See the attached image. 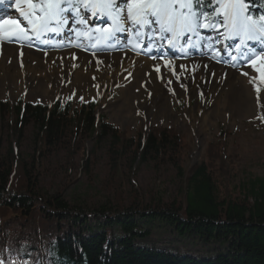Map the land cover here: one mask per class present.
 Here are the masks:
<instances>
[{
	"label": "trees",
	"instance_id": "16d2710c",
	"mask_svg": "<svg viewBox=\"0 0 264 264\" xmlns=\"http://www.w3.org/2000/svg\"><path fill=\"white\" fill-rule=\"evenodd\" d=\"M73 103L0 102V136L5 133L7 141L0 154L3 264H264V178L250 180L241 200L220 197L205 162L185 173L183 139L172 127L138 132L135 142L101 118L96 124L93 102ZM25 127L31 130L29 153L18 158ZM107 136L108 162L118 181H131L128 173L139 165L167 162L185 185L181 199L143 204L132 196L126 207L118 201L81 208L59 191L42 189L36 177L46 162L65 170L79 156L87 169L97 148L90 151L84 143L92 140L97 147ZM230 136L220 129L206 146L208 154L225 150Z\"/></svg>",
	"mask_w": 264,
	"mask_h": 264
},
{
	"label": "rangeland",
	"instance_id": "374dc122",
	"mask_svg": "<svg viewBox=\"0 0 264 264\" xmlns=\"http://www.w3.org/2000/svg\"><path fill=\"white\" fill-rule=\"evenodd\" d=\"M219 1V13L226 14V5L229 0ZM24 2L25 0H18V4L14 7L15 10L19 7L22 11L29 12V6L28 9L23 7ZM11 3L12 0H8V4L0 6V10L4 7L9 9ZM183 3L182 0H177L178 7ZM15 10L12 9L10 12H15ZM83 15L87 17L86 14L83 13ZM32 18L35 19L34 16ZM76 19L74 18V22H76ZM35 22L39 23L38 20ZM106 22L90 19L87 25H84L87 28L94 25L93 32L95 33L92 34L90 39L85 34L80 37L81 51H87V53L92 51L97 54L104 51V47L101 43H98L96 36L103 33L101 25ZM125 24H127L126 28L128 26L133 28L129 23ZM24 26L26 29L34 30L27 20ZM69 26L72 25L70 24ZM64 34V40H52L50 44L45 46H34L33 39L22 45L18 44V40L8 42V44L11 46L15 45V48L20 50L31 51L29 52L31 55L36 54L35 52L37 51L51 53L56 50L78 48L75 43L72 46L64 43L72 40L69 38V34ZM25 35H29L28 30H26ZM134 37V42L139 47H142L145 43L149 44L142 39V35L138 31L135 32ZM149 39H152L151 43L155 40L150 36ZM58 45L59 47H57ZM25 54L26 52L20 54L23 61L15 63V66L11 62L10 64L5 62L4 66L0 65L2 66L0 67V102H8L11 106L16 100L47 104L55 97L71 98L76 102L85 103L93 101L96 104L95 114L97 118H102L107 124L123 132L124 139H133L135 142L138 140V132L143 129L147 133L152 126L172 127L177 136L183 139L185 150L180 159L182 160L185 173L192 170L201 161L205 162L217 183L216 189L220 197L228 196L232 198L231 200H241L246 191L244 186L250 180L264 178V89H260L258 83L259 80H264V69L259 67L258 62L254 61L252 68L249 70H245L246 68L242 67L241 72L238 71L239 73L234 74L232 82H229V76L226 79V76L222 77L220 75L221 72H219L217 75L220 77H218L215 75V70H204L203 66L196 63L187 65V68L178 67L172 84L164 88L165 93L169 97L166 102L167 108L159 105L151 107L153 93L148 86L152 87L153 81L156 84H161L162 79L161 76H156L145 89L140 86L147 93L146 98L150 100L147 105L134 100L126 104L127 109L131 108L130 112L125 110L126 113H120L122 112L119 104L120 91L123 88L121 84H115L111 88H101L97 80L92 77L86 76L82 82H72L64 78L65 72L62 71V64L66 63L76 66L71 55L64 57L65 60L51 55L49 60H47L48 62L43 61V64H37L36 60L31 57L24 60ZM180 55L181 53H176L170 59L174 61L180 60ZM47 56L42 58L46 60ZM147 57L145 56L144 58ZM24 61L30 67L35 68L38 73L27 76L28 80H24L26 75L21 78L11 76L12 73L15 74V69L20 71L24 67ZM210 62L217 63L212 59ZM92 63L94 64L88 65V68L92 66V69L98 72V67L109 68L115 62L110 60L100 62L97 60ZM48 66L53 70L49 71L47 69ZM205 71H208V73ZM6 72H9V75ZM236 77L237 80L235 81ZM211 84L218 86V88L213 87V89H216L215 93L209 89ZM241 89L244 92H249L251 95L248 98L249 101L243 100L245 96L241 95ZM196 90L200 91V96L195 92ZM138 91L135 88L130 90L132 94H138ZM221 91L220 99L216 100V94ZM226 94H229L234 101L242 103L241 105L245 112L249 114L239 116L232 107H229L224 111V114H208L209 122L201 124L200 119L203 111L212 109L213 112H217L220 108L221 100ZM196 96H198V100H196ZM6 114V112L1 113V117L6 116ZM170 115L171 118L169 117ZM7 122L8 119L5 118L2 126L6 128L9 123ZM219 129L230 133L231 136L225 143V150L216 149L211 151L214 154L213 157L208 154L206 146L208 143L216 141ZM30 137L31 130L25 127L22 132L21 142L25 140L26 147L17 141L18 158L24 156L25 153H29V145L27 144ZM100 140L102 141L97 147H95L92 140H86V143H84L90 151H92L91 148L93 146L97 148L93 152L94 158H88L90 161L87 169H82L84 166H81L82 162L79 156L73 159L65 170L59 169V166L54 161L46 162L41 169L39 168L40 170L38 169L36 177L42 189L49 193L59 191L63 194V199L68 204L81 208H94L105 203L115 204L118 201H122L121 207H126L125 203L131 202L130 197L132 196L136 197L135 203L140 201L143 204H148L156 199H160L165 204L172 200L181 199L185 185L183 180L181 181L174 174L173 168L167 162L162 163L158 167H153L148 162L147 164L139 165L136 167L137 171L134 175L128 173L129 179H132L131 181L128 183L118 181L113 175L114 172L108 162L107 151L110 138L107 136ZM6 146L5 133H2L0 136V154L4 153ZM116 189L119 190L115 191Z\"/></svg>",
	"mask_w": 264,
	"mask_h": 264
},
{
	"label": "snow or ice",
	"instance_id": "6c2138e0",
	"mask_svg": "<svg viewBox=\"0 0 264 264\" xmlns=\"http://www.w3.org/2000/svg\"><path fill=\"white\" fill-rule=\"evenodd\" d=\"M215 3L216 0H187L178 7L177 0H35L30 12H24L19 7L16 10L33 26L37 36L46 31L63 30L68 23L66 13H71L77 18V24L83 29L87 22L83 13L87 11L95 18L112 22L109 36L124 32L123 25L129 23L137 30L156 25L157 31L170 33L178 39L184 33L195 32L201 26V17L208 21L207 27H215L219 17H214L206 11L207 5ZM7 4L8 0H0V6ZM226 9L223 22L226 26L231 25V34L240 36L242 41L256 40L264 36V23H258L251 16L244 15L241 0H229ZM36 20L39 21L38 24ZM261 20H264V16ZM2 22L16 24L19 28L15 20L4 19ZM52 25L54 27H51ZM17 36L28 39L23 29H20ZM0 264H3V261H0Z\"/></svg>",
	"mask_w": 264,
	"mask_h": 264
},
{
	"label": "bare ground",
	"instance_id": "6f19581e",
	"mask_svg": "<svg viewBox=\"0 0 264 264\" xmlns=\"http://www.w3.org/2000/svg\"><path fill=\"white\" fill-rule=\"evenodd\" d=\"M0 30H3L5 32V37H9V38H14L16 37L15 35H12L14 29L11 25H5L4 23L0 24ZM132 35V34H130ZM133 36L128 40L129 42H132ZM4 45L2 43H0V65L4 66V63L6 62L7 64H10V62L12 64L17 63L16 61V50L13 47H4L3 51L1 50V47H3ZM69 54L68 50H64L61 51L59 53H57L54 56L59 57L60 59L65 60L64 57H67L66 55ZM46 55L47 58L46 60H44L42 57H45ZM52 55V53L50 54H30L29 52H26L24 60H27L28 58H33L34 60H36L37 64H43V61H47L49 60L50 56ZM81 58L79 61V65L80 66H75V65H71V64H66L63 63L62 64V71H64V78L71 80L72 82H82L85 80L86 76L87 77H92L95 80H97L98 84H100L101 88H111L112 86H114L115 84H121L123 88H121L120 91V113H126V111H131L130 109H127L128 107L126 106V104H128V102H133L138 101L140 103H142L143 105H147V103L150 101L148 100V98H146V92L145 90L143 91L141 89L140 86H143L144 89L146 88V86L155 79L154 73L150 72L149 68L151 66H155L154 63H150L146 60L143 59H138L132 55L126 54L125 52H121V53H117L112 57H102L100 58L101 60H113L115 63H113L112 65H110V67H98V72H95V69L88 68V63L85 59L86 56H82L80 55ZM116 60H118V62H116ZM23 61V60H21ZM48 62V61H47ZM6 65V64H5ZM0 66V67H2ZM83 66H87V67H83ZM47 69H49V71H51L52 68H50V66L47 67ZM212 69V68H211ZM53 70V69H52ZM48 71V72H49ZM212 71V70H211ZM210 71V72H211ZM56 72V71H55ZM206 73H208V71H205ZM7 75H9V72H6ZM34 73H38L35 68L30 67L27 62L24 61V67L18 71L17 69H15V74L12 73L11 76L13 75V77H17V78H21L22 76L26 75L24 80H28L29 78H27V76L29 77L30 75H33ZM52 73V72H51ZM145 73H148L149 76L145 77ZM223 73V71H222ZM50 74V73H49ZM234 74L231 71H228L226 75V79L229 76V82H232V78L234 76ZM220 77V76H218ZM173 76L170 74H166L161 82V84H156L154 83L155 81L152 82V87L148 86V88H150V90L153 93V96L151 97V107L152 106H166L167 108V101H168V95L165 93L164 91V87L171 82ZM237 80V77L235 78V81ZM30 81V80H29ZM226 83V82H225ZM224 83V85H225ZM223 85V86H224ZM204 87V86H201ZM209 87V86H207ZM207 87H205L207 89ZM213 87H216L214 84L210 85V91H212L213 93L216 92V89H213ZM133 88H135L136 90L138 89V94H132V92H130V90H132ZM218 88V86L216 87ZM241 95L245 96L243 100L245 101H249L248 98L251 97V95L249 94V92H244L241 89ZM197 92V91H196ZM222 94V91L219 92L218 94H216V100L220 99V96ZM53 100H60L59 98L55 97ZM75 103H79L76 102L75 100H71ZM73 103V104H75ZM249 104H252L251 102H248ZM222 104V105H221ZM221 104H220V108L218 109L217 112H213L212 109H210V111L206 110L203 111L202 116H201V124H207L209 122V115L208 114H224V111H226L227 108L232 107L233 110H235V113L239 114V116H246L247 114H249L248 112H245V109L242 107V103L237 102L236 100L234 101V99L231 98V96H229V94L224 95V97L221 100ZM75 105H79V104H75ZM118 105V104H117ZM131 107V106H129ZM124 108V109H123ZM170 110V109H169ZM171 118V115L169 116Z\"/></svg>",
	"mask_w": 264,
	"mask_h": 264
}]
</instances>
